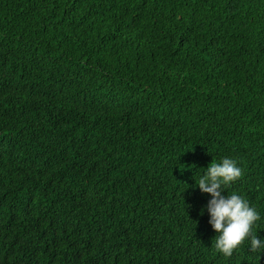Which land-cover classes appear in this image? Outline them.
I'll list each match as a JSON object with an SVG mask.
<instances>
[{"label": "trees", "instance_id": "16d2710c", "mask_svg": "<svg viewBox=\"0 0 264 264\" xmlns=\"http://www.w3.org/2000/svg\"><path fill=\"white\" fill-rule=\"evenodd\" d=\"M225 158L264 240V0H0V264H264Z\"/></svg>", "mask_w": 264, "mask_h": 264}, {"label": "clouds", "instance_id": "9594fccd", "mask_svg": "<svg viewBox=\"0 0 264 264\" xmlns=\"http://www.w3.org/2000/svg\"><path fill=\"white\" fill-rule=\"evenodd\" d=\"M241 175L242 170L236 163L225 158L220 164L211 163L197 184L201 192L212 196L207 211L211 215L212 227L220 233L215 247L226 257L249 238L251 251L264 250V240L252 233L254 223L260 218L257 211L239 195H221L224 192L222 185L238 180Z\"/></svg>", "mask_w": 264, "mask_h": 264}]
</instances>
